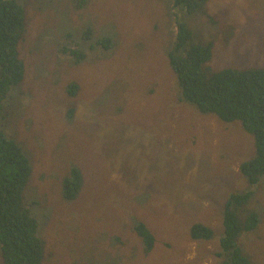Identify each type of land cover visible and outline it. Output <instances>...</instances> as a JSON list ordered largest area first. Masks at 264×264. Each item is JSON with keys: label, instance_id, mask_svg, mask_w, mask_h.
Returning <instances> with one entry per match:
<instances>
[{"label": "rangeland", "instance_id": "rangeland-1", "mask_svg": "<svg viewBox=\"0 0 264 264\" xmlns=\"http://www.w3.org/2000/svg\"><path fill=\"white\" fill-rule=\"evenodd\" d=\"M18 1L24 74L4 125L32 163L23 197L44 239L41 264H222L223 205L249 187L239 163L254 139L239 121L183 101L166 53L178 17L212 42L211 69L264 64V0H207L191 15L173 0ZM69 35L87 53L78 63ZM107 35L115 45L96 46ZM72 166L84 186L68 202ZM256 186L263 220L238 242L249 264H264V177ZM134 219L154 237L148 253ZM196 221L213 236L192 238Z\"/></svg>", "mask_w": 264, "mask_h": 264}, {"label": "trees", "instance_id": "trees-1", "mask_svg": "<svg viewBox=\"0 0 264 264\" xmlns=\"http://www.w3.org/2000/svg\"><path fill=\"white\" fill-rule=\"evenodd\" d=\"M86 0H76L80 6ZM207 0H173L182 6L185 15L201 11ZM25 10L18 0H0V259L1 264H41L44 239L39 233V221L26 205L24 188L32 172L31 160L13 135L5 129V118L12 119L8 110L13 101V86L24 74L19 54V42L25 32ZM176 36L166 55L173 69L180 96L193 103L202 113H213L225 122L237 120L254 139V153L239 163V171L249 187L227 194L222 209V264H249L248 254L238 238L242 232L254 230L263 220V211L253 203V189L264 177V64L244 67L225 66L211 69L212 42L197 38L184 19L175 18ZM93 30L82 35L87 40ZM66 49L80 62L86 52L72 41ZM96 46L109 49L115 45V35L102 36ZM77 88L76 85L72 86ZM73 93V91H72ZM84 178L78 168L69 169L61 187L62 199L70 202L83 189ZM257 187V186H256ZM34 203V202H33ZM36 204V203H35ZM260 208V209H259ZM132 229L141 238L144 251L154 246V237L144 222L133 220ZM194 239H209L213 230L196 221L189 228Z\"/></svg>", "mask_w": 264, "mask_h": 264}]
</instances>
